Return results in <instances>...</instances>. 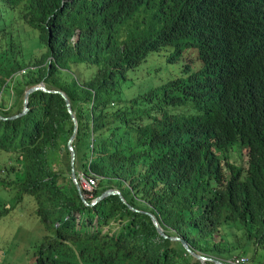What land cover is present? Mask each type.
Segmentation results:
<instances>
[{"label": "trees", "instance_id": "obj_1", "mask_svg": "<svg viewBox=\"0 0 264 264\" xmlns=\"http://www.w3.org/2000/svg\"><path fill=\"white\" fill-rule=\"evenodd\" d=\"M163 53L180 71L140 92ZM40 83L69 100L86 202L125 203L81 200L59 94L9 119ZM0 117V220L31 203L44 231L25 264H214L172 237L264 264V0H0Z\"/></svg>", "mask_w": 264, "mask_h": 264}, {"label": "rangeland", "instance_id": "obj_2", "mask_svg": "<svg viewBox=\"0 0 264 264\" xmlns=\"http://www.w3.org/2000/svg\"><path fill=\"white\" fill-rule=\"evenodd\" d=\"M184 57V63L186 60L192 59V62L189 60L191 68L199 69L200 63L197 61L195 53H184ZM175 61V63H167L165 54L164 57L162 55L154 57L153 54L148 58L144 68L138 70V73L134 77L136 89L141 92L151 85L154 86L153 83H160V81L165 80L167 77H175L180 71L182 57ZM84 197L85 199H89L91 195L88 194ZM23 210L25 213L21 214L19 210H11L0 220V264L27 263V249L30 250V245L44 234L43 229L40 228L39 221L35 216L33 219L31 203L25 204ZM6 251H8V254H6Z\"/></svg>", "mask_w": 264, "mask_h": 264}, {"label": "water", "instance_id": "obj_3", "mask_svg": "<svg viewBox=\"0 0 264 264\" xmlns=\"http://www.w3.org/2000/svg\"><path fill=\"white\" fill-rule=\"evenodd\" d=\"M35 91H43L45 93L59 94L63 98V100L65 101L67 113L70 115L71 120L73 122V133H72L71 137L69 138V140L67 142V149H68L69 154H70V176H71V180H72L73 184L75 185V188H76V190L78 192V195L80 196V198L83 201V203L85 205H87V206H94L98 202H100L101 200H103L104 198H106L108 196H111V195L118 196L119 199H120V201L123 202V203H125L124 198L122 197V195L120 194V192L118 190H116V189H110V190L105 191L104 193H102L101 195H99L98 197H96L90 204H88L86 202V199L84 197V194L82 193V189H81V186H80V179L77 177L76 172H75V158H76V154H75V150H74V147H73L72 144H73V141L75 139V135H76V131H77V122H76V119H75V117H74V115L72 113L69 100L67 99L66 95L63 92H61V91H49V90H47L45 88V86H44L43 83H40L37 86L30 87L29 89H27L25 91L24 99H23V109H22L21 113L18 114V115L12 116L9 119L18 118L20 116L25 115L28 112V110H29V108H28V97H29V95L31 93H33ZM1 119L6 120L5 118H1ZM130 209L134 210L131 207H130ZM134 211H136V210H134ZM148 215L150 216V218H151V220L153 222V225L155 226L158 234L160 236H162L163 238H167V236L163 233V231L159 227L156 218L153 215H151V214H148ZM170 240L180 241L182 243L184 249L186 250V252L189 253L196 260H199L201 262L211 261L214 264H226V263H224L222 261L214 260V259H210V258H206V257H204V256H202L200 254H197V253L193 252L192 250H190L188 248V246L186 245V243L184 241H181L179 238H176V237L173 238L172 237V238H170Z\"/></svg>", "mask_w": 264, "mask_h": 264}, {"label": "built area", "instance_id": "obj_4", "mask_svg": "<svg viewBox=\"0 0 264 264\" xmlns=\"http://www.w3.org/2000/svg\"><path fill=\"white\" fill-rule=\"evenodd\" d=\"M80 186L86 192H91L96 187V181L92 178L80 176ZM248 259L245 256H235L226 264H247Z\"/></svg>", "mask_w": 264, "mask_h": 264}]
</instances>
